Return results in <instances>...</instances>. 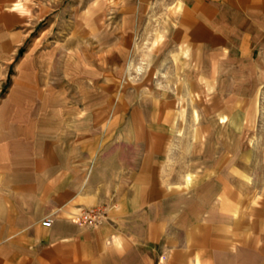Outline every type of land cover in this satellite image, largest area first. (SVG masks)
<instances>
[{"label": "crops", "instance_id": "1", "mask_svg": "<svg viewBox=\"0 0 264 264\" xmlns=\"http://www.w3.org/2000/svg\"><path fill=\"white\" fill-rule=\"evenodd\" d=\"M65 2L0 0V264H264V149L227 143L264 0H88L68 36Z\"/></svg>", "mask_w": 264, "mask_h": 264}, {"label": "rangeland", "instance_id": "2", "mask_svg": "<svg viewBox=\"0 0 264 264\" xmlns=\"http://www.w3.org/2000/svg\"><path fill=\"white\" fill-rule=\"evenodd\" d=\"M88 2V0H66V4L68 5V13H67V22L68 25H70L67 28L66 33L64 34L65 36H68L71 34V29H72V23L74 21V16L75 13L77 12V10L82 12V8L85 6V4ZM79 3H84L83 5H80L78 8L76 7ZM72 24V25H71ZM261 59H260V64H261V69L263 70V74H262V78H261V87L260 90L257 94V100H259V107L257 108L256 112H255V116L252 120V122H247L244 123V130L248 133H246L247 136L250 137H245L244 139H227V143L230 147H238V148H242L243 151V155L246 159L252 160L254 158H260V154L262 151H256V149H264V52H261ZM140 63V62H139ZM137 76H143L141 78V80L144 81V90L142 92V96L144 97H148L149 94H154L153 88L155 85L151 86L150 84L147 83V76H145V74L140 73V72H136V74L129 76L128 79L133 81V85H136V82H139V80H137ZM154 78V77H153ZM155 79V78H154ZM152 84V83H151ZM8 88V87H7ZM131 93H133V90H130ZM7 93V89L4 90V94ZM122 93V90H118L117 91V97L119 94ZM184 125V129L186 124ZM185 144L187 145V140L186 139H182ZM181 140V141H182ZM175 145V144H172ZM182 145V142H181Z\"/></svg>", "mask_w": 264, "mask_h": 264}, {"label": "built area", "instance_id": "3", "mask_svg": "<svg viewBox=\"0 0 264 264\" xmlns=\"http://www.w3.org/2000/svg\"><path fill=\"white\" fill-rule=\"evenodd\" d=\"M109 220V210L107 207H96L92 209H82L74 221L82 226L98 228ZM43 226L50 228L52 220L47 219L42 222Z\"/></svg>", "mask_w": 264, "mask_h": 264}]
</instances>
